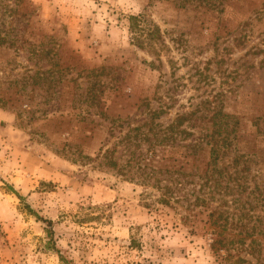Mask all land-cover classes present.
Here are the masks:
<instances>
[{"label": "rangeland", "instance_id": "rangeland-1", "mask_svg": "<svg viewBox=\"0 0 264 264\" xmlns=\"http://www.w3.org/2000/svg\"><path fill=\"white\" fill-rule=\"evenodd\" d=\"M0 264H264V0H0Z\"/></svg>", "mask_w": 264, "mask_h": 264}, {"label": "trees", "instance_id": "trees-1", "mask_svg": "<svg viewBox=\"0 0 264 264\" xmlns=\"http://www.w3.org/2000/svg\"><path fill=\"white\" fill-rule=\"evenodd\" d=\"M140 16H130L129 17V30L131 32V39L135 45H137L139 48L142 49H148L149 51H154L157 52V50L162 47L161 42L159 40V34H158V27L156 25H153L152 28L148 29L145 33L144 36H139L136 34V31H134V27H137V21L139 20ZM147 50V51H148ZM224 117H228L227 115H224ZM179 119V118H178ZM181 119V117H180ZM180 123V121H178ZM177 123V125L179 124ZM228 122H225V125L227 126ZM236 124V123H235ZM216 127L223 128V125L221 123H217ZM229 132H226L225 136H222L221 138L213 137L211 136L210 140L207 141V144L209 145V161L207 165L205 164L206 167V172L204 173V182L202 184L207 185V182H210L209 179L212 178L213 173H209V164L215 163V161L218 159L220 156V151L221 148L224 147L225 145H228L230 140H229ZM214 165V164H213ZM211 165V166H213ZM214 167V166H213ZM208 168V169H207ZM215 180L211 181V186H214ZM209 185V184H208ZM211 186H208L209 191H212ZM168 187H165L167 190ZM162 201H165L164 199H161ZM165 203H168L167 200ZM50 223V222H48ZM48 234H50V230L47 231ZM224 240L219 239L218 242L219 244H223Z\"/></svg>", "mask_w": 264, "mask_h": 264}]
</instances>
